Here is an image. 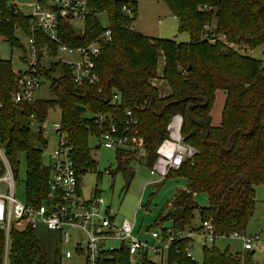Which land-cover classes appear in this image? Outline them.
<instances>
[{
	"label": "trees",
	"instance_id": "trees-1",
	"mask_svg": "<svg viewBox=\"0 0 264 264\" xmlns=\"http://www.w3.org/2000/svg\"><path fill=\"white\" fill-rule=\"evenodd\" d=\"M158 1L178 20V32L186 33L189 42L147 37L127 28L137 16L136 0H91L93 13L81 36L66 22H59V34L68 44L79 46L92 43L103 34L105 27L98 17L106 16L111 41H99L100 55L95 61L99 83L95 86L74 84L66 65L51 63L48 68L40 67L39 74L49 83L53 98L14 105V73L8 62L0 60V148L16 170L18 153L25 154L26 203L38 205L47 191L49 173L40 151L30 146L31 116L41 124L49 111L59 109L64 140L72 149L75 171L82 176L96 169L89 137H100L110 124L121 136L142 138L145 150L141 159L132 150H115L117 172L126 175L135 161L150 169L156 160V149L168 136V123L179 115L182 140L195 149V154L164 178L184 180L185 189L175 193L166 205V213L147 230H159L165 242L168 233L193 229L197 215L199 223L212 218L218 235L244 233L255 207L254 187L264 185V75L262 67H258L260 61L237 53L232 46L249 50L264 46V0ZM123 7L130 9L131 19ZM17 29L29 37V17L16 9L10 14L4 0H0V40L20 48L15 37ZM204 35L218 39L209 44ZM34 38L39 45L55 49L41 31H36ZM160 58L164 61L162 79L170 90L164 97L151 84ZM219 90L225 93L226 100L220 125L211 127L210 110ZM188 107L195 119L208 125L206 139H202L201 129L186 118ZM126 111L132 112L136 122L130 133L125 132ZM99 115L101 122L97 121ZM198 194L206 195V207L196 203L194 197ZM163 223H169V227H160ZM191 242H174L166 251L163 264H196L184 252ZM3 244L0 232V264ZM202 253V264H251V252L239 258L228 247L220 251L213 246L203 247ZM9 264H45L31 230L11 231ZM100 264H130L128 252L124 248L102 251ZM140 264L161 263L146 253Z\"/></svg>",
	"mask_w": 264,
	"mask_h": 264
},
{
	"label": "built area",
	"instance_id": "built-area-1",
	"mask_svg": "<svg viewBox=\"0 0 264 264\" xmlns=\"http://www.w3.org/2000/svg\"><path fill=\"white\" fill-rule=\"evenodd\" d=\"M91 0H33L30 4L31 13L30 32L28 37V50L24 56L27 70L25 72L12 70L16 88L11 94L14 105L32 103L35 92L46 81L40 74L39 68L44 60L50 63L66 65L74 84L81 86L88 84L95 86L99 83L95 71V61L100 55V40L111 41V30L105 27L103 34L94 42L86 45H70L59 34V22L64 21L73 30H79L83 35L85 22L93 13L90 8ZM122 11L132 18V13L127 7ZM82 24L77 27L76 24ZM133 24V23H132ZM132 24L127 28L132 29ZM209 27H206L208 30ZM36 31H41L50 43L39 45L34 38ZM209 43L214 44L218 38L213 35H204ZM46 68V67H44ZM118 97L114 96V101ZM2 104L0 103V109ZM132 112L126 111L125 132L130 133L136 124L132 120ZM102 116H97V121H102ZM34 116L29 119V126L33 125ZM182 117L175 115L166 127L167 138L156 149V160L149 170V174L164 180L170 170H177L185 159H190L195 154V149L185 144L182 140L180 129ZM39 129V127H38ZM53 131L60 135L58 148L49 154L50 162L45 165L48 169L47 191L38 205H28L18 201L14 196V184L17 179V170L13 169L0 148V184L6 185V193L0 192V232L4 237L1 264H9L10 233L11 231L28 229L33 230L40 224L48 231L57 232L61 245L73 244V251L65 250L64 256L69 259L76 253L82 256L85 246L86 264H100L102 251L125 249L129 255L130 264H140L144 254L158 256L160 263L165 261L166 251L174 242L191 239V244L184 248L186 256L192 260V245L195 239L203 247L215 246L217 240L232 239L240 242L242 252H264V243L259 235H247L245 232H232L218 235L215 233L212 218L194 225L193 229L187 228L183 232H171L167 240L162 242L159 230H149L148 240L139 239L134 235L135 223L123 220L115 223V217L110 207H106L103 199L98 195L99 188L92 190L88 199L81 194L82 177L77 175L72 159L71 147L66 145L60 123L53 124ZM99 146L105 149H126L134 151L138 159L145 156L142 138L127 137L118 134L114 124L103 131L99 137ZM109 172L106 171L105 174ZM73 233L77 239L73 240ZM116 241L118 247L112 246ZM59 252V251H58ZM61 252V250H60ZM179 253V250L176 251Z\"/></svg>",
	"mask_w": 264,
	"mask_h": 264
},
{
	"label": "rangeland",
	"instance_id": "rangeland-1",
	"mask_svg": "<svg viewBox=\"0 0 264 264\" xmlns=\"http://www.w3.org/2000/svg\"><path fill=\"white\" fill-rule=\"evenodd\" d=\"M32 1L11 0L16 12L24 16H28L31 13L30 4ZM136 1L137 16L132 24L135 32L148 37L173 40L177 43L189 42V36L186 33L178 32L179 22L172 16L164 3L158 0ZM3 17H7L6 12ZM98 18L101 26L107 27L106 16L102 14ZM158 20H160L159 23ZM76 26L81 27L82 24L77 23ZM15 37L19 41L20 48L0 40V60L8 62L12 70L25 72L27 67L24 62V56L28 50V36L17 29ZM219 38L225 42L222 37L219 36ZM232 49L241 55L260 61L258 67L264 66V46L253 50H249L245 46H232ZM50 62V60H44L42 65L48 68L51 64ZM163 63V58L158 59L156 79L151 81V84L158 90L160 97L170 94L167 81L162 79ZM34 97L37 100H51L53 98L47 81L35 92ZM219 102L220 100L217 98L212 107L213 120L214 116L220 117ZM86 116L90 117V114L87 113ZM59 122L60 111L58 108H54L48 112L47 118L43 123L39 124L34 121L33 125H30V146L40 151L43 165L49 164V154L58 148L60 135L53 131V124ZM38 127H41V132H39ZM98 139L99 137L95 135L89 137V147L94 152L96 169L82 177L81 194L83 198L88 199L92 190L96 187L99 188L98 195L103 199L105 206L110 207L113 212L112 216L115 217V223L120 224L123 220L134 222V235L149 242L147 229L153 228L154 222L166 213L167 203L178 190L185 189V181L182 179L162 181L158 177L151 176L149 174L150 169L138 164L136 161L127 169L126 175L122 172H117L115 150L99 146ZM42 142L44 145H42ZM106 171L109 173L105 174ZM26 182L27 159L25 154L21 152L17 155V179L14 184V196L22 203L26 202ZM6 191V185L1 183L0 192L6 193ZM254 193L255 207L252 216L247 222L245 233L247 235H259L261 242L264 243V185L255 186ZM194 199L200 207L207 206L206 195L198 194ZM199 220V216L196 215L193 225H198ZM160 227H169V223H163ZM33 235L38 254L45 264H86L84 245H81L84 250L82 256L74 253L72 258L67 259L64 256V251H73V244L61 245L59 233L48 231L45 226L39 224L33 230ZM72 238L73 240L77 239L76 233H73ZM112 246L118 247L119 243L114 241ZM215 247L220 251L228 247L233 254H239V258L244 257L245 254L241 251L240 242L232 239L217 240ZM192 256L196 264H202L201 242L197 238L192 245ZM150 258L160 262L158 256L150 254ZM249 261L251 264H264V252L255 251L251 254Z\"/></svg>",
	"mask_w": 264,
	"mask_h": 264
},
{
	"label": "water",
	"instance_id": "water-1",
	"mask_svg": "<svg viewBox=\"0 0 264 264\" xmlns=\"http://www.w3.org/2000/svg\"><path fill=\"white\" fill-rule=\"evenodd\" d=\"M4 2H5L6 8L8 9L9 13L13 14L15 12V6L12 4L11 0H4ZM75 32H76V35H80L79 30H75ZM262 71L264 75V66L262 67ZM186 118L188 119L190 123H192L193 125L201 129V137L202 139H206L209 134V127L206 123L199 121L193 117L191 107H188L186 110ZM253 253L254 252L252 251L251 254Z\"/></svg>",
	"mask_w": 264,
	"mask_h": 264
},
{
	"label": "crops",
	"instance_id": "crops-1",
	"mask_svg": "<svg viewBox=\"0 0 264 264\" xmlns=\"http://www.w3.org/2000/svg\"><path fill=\"white\" fill-rule=\"evenodd\" d=\"M159 22H160V20H158V23ZM152 38H154V37H152ZM217 98L220 100V102H219L220 117L218 116V118H217V117L214 116V120H213V109L210 110V118H211V124L210 125H211V127H218L220 125V123H221V113H222V109H223V106H224V103H225V100H226V95H225L224 92H222V91L219 90V91H216L215 92L214 103L216 102V99ZM214 103H213V105H214Z\"/></svg>",
	"mask_w": 264,
	"mask_h": 264
}]
</instances>
